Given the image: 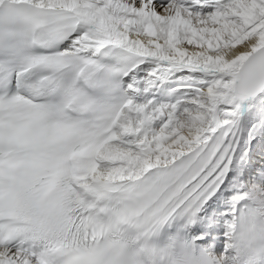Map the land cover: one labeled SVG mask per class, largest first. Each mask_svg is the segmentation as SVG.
Instances as JSON below:
<instances>
[{"label": "snow or ice", "instance_id": "1", "mask_svg": "<svg viewBox=\"0 0 264 264\" xmlns=\"http://www.w3.org/2000/svg\"><path fill=\"white\" fill-rule=\"evenodd\" d=\"M0 264H264V0H0Z\"/></svg>", "mask_w": 264, "mask_h": 264}]
</instances>
